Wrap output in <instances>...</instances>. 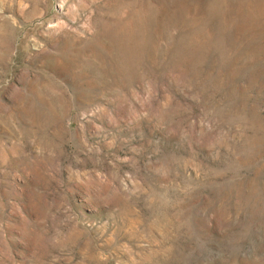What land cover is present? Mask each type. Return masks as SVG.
Wrapping results in <instances>:
<instances>
[{"label":"rangeland","instance_id":"obj_1","mask_svg":"<svg viewBox=\"0 0 264 264\" xmlns=\"http://www.w3.org/2000/svg\"><path fill=\"white\" fill-rule=\"evenodd\" d=\"M0 264H264V0H0Z\"/></svg>","mask_w":264,"mask_h":264}]
</instances>
